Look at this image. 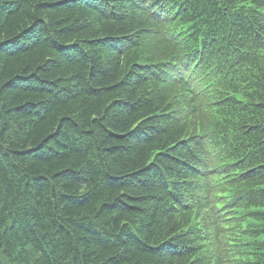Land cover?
<instances>
[{"label": "trees", "instance_id": "trees-1", "mask_svg": "<svg viewBox=\"0 0 264 264\" xmlns=\"http://www.w3.org/2000/svg\"><path fill=\"white\" fill-rule=\"evenodd\" d=\"M0 264H264V0H0Z\"/></svg>", "mask_w": 264, "mask_h": 264}, {"label": "bare ground", "instance_id": "bare-ground-1", "mask_svg": "<svg viewBox=\"0 0 264 264\" xmlns=\"http://www.w3.org/2000/svg\"><path fill=\"white\" fill-rule=\"evenodd\" d=\"M215 87V86H214ZM197 153V152H196Z\"/></svg>", "mask_w": 264, "mask_h": 264}]
</instances>
